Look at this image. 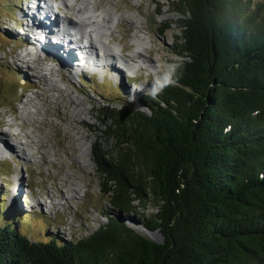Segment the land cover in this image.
I'll use <instances>...</instances> for the list:
<instances>
[{
  "label": "trees",
  "instance_id": "trees-1",
  "mask_svg": "<svg viewBox=\"0 0 264 264\" xmlns=\"http://www.w3.org/2000/svg\"><path fill=\"white\" fill-rule=\"evenodd\" d=\"M169 8L180 15L169 77L141 98L147 111L107 106L115 144L93 146L130 225L110 212L86 237L32 241L0 214V264H264V0Z\"/></svg>",
  "mask_w": 264,
  "mask_h": 264
},
{
  "label": "rangeland",
  "instance_id": "rangeland-1",
  "mask_svg": "<svg viewBox=\"0 0 264 264\" xmlns=\"http://www.w3.org/2000/svg\"><path fill=\"white\" fill-rule=\"evenodd\" d=\"M25 1L0 0V120L12 121L11 127L0 125V132L6 128L12 130L11 132H20L18 138H10L16 145V154L5 158L0 154V198L3 196L6 200L0 205L4 207L0 208V214L4 221L32 241L47 242L54 237L61 241L77 240L90 235L100 223L106 222L107 213L115 214L110 207L109 196L102 190L103 180L93 159L95 143H100L105 148H111L115 144L114 139H106L102 134L106 129V119L101 113L107 111V106L119 108L125 104L147 111L141 100L142 94L159 93L157 82L169 77L174 62L178 59L176 49L179 43L177 35L180 34V15L170 10L172 0H112L123 14L136 17L149 34L145 35L143 41L152 52L146 48L144 57H150L154 68L147 67V63L138 62L140 83L137 84L131 83L125 72H119L121 81L115 82L116 85L108 78L90 75L85 76L86 84L82 85L77 76L73 78L70 73H65L56 61L50 62L46 57H36L34 69L37 67L38 71V67L54 66L57 70L54 81L81 100L82 105L77 109H86L84 120H75L79 116H72L68 112L67 101L61 93L47 89L46 82L34 76L35 70L20 61L19 54H24L29 39L27 35L24 37L27 40L22 39L18 22ZM73 3L75 0H57V5L65 7L66 16H60L61 20L67 19V15L74 16L68 10ZM88 14L99 15L101 10L90 11ZM171 24L173 28L165 29ZM87 30L90 31L91 28L88 27ZM90 36L95 43H99L94 33ZM137 37L138 35L133 38L138 40ZM88 38L85 35L84 40L87 42ZM120 38L118 35V39ZM133 38L128 41L133 43ZM118 43L119 41L112 44L116 52L120 49ZM32 57L33 54L26 58L31 60ZM108 74L113 76V73ZM54 96L59 98L55 99ZM35 97L41 103L44 118L41 117L35 122L25 121L21 117L23 107H31L25 101L36 100ZM31 130L36 135L32 139L25 137L24 133ZM75 131L80 133H72ZM77 138L80 139L81 147L72 152L71 148H77ZM20 142L28 146H21ZM22 149L30 162L20 158ZM73 158L80 159V162ZM19 181L24 184L22 196L10 197ZM71 188L79 189V194L69 199ZM62 192L66 194L65 199ZM115 215L121 220L125 219L127 224L130 223L124 215ZM139 229L151 239L161 241L157 231H148L142 227Z\"/></svg>",
  "mask_w": 264,
  "mask_h": 264
},
{
  "label": "bare ground",
  "instance_id": "bare-ground-1",
  "mask_svg": "<svg viewBox=\"0 0 264 264\" xmlns=\"http://www.w3.org/2000/svg\"><path fill=\"white\" fill-rule=\"evenodd\" d=\"M52 2L57 3V0ZM53 3H49V5H53ZM62 5L64 4L62 3ZM111 6H114V8H111ZM68 10L70 12H73L74 16L67 15V19H65V22L69 27L77 32V37L70 40L67 39L65 33H62L60 29H58L55 21H52L51 19L49 20V18H47L46 14L48 12H37V15L36 12L33 11H24L23 13H21L20 17L23 21L21 29L22 39H26L24 38L25 35H27L29 39H26L28 41V46L26 48L27 51L25 50L26 53H20L19 57L20 61L25 63L27 67H29L30 69H34V64L37 61L36 57L38 59L40 58L38 56L46 57V59H49L50 62L52 60L56 61L63 70H68L71 74V77H73L74 69L72 68L76 66L75 52L76 49L79 48L87 52L92 51V53H95L97 55H104L103 61L94 63L93 71L95 72L91 74H94L97 77L103 79L108 78L113 82V84H115V82L118 83V80L121 81L120 75L118 76L119 72H125V74H127V78L128 74L130 73L135 74L136 78H138L140 74V65L138 64V62L147 63V67L149 66L154 68L153 62L150 61V57H144L146 48L150 53L152 52L147 47V44L143 41L145 35H147L148 32L143 29L141 22L136 20V17L123 14L120 10V7L116 6V4L112 2V0H75V3H73ZM98 10H101V14L99 15L88 14L90 11L96 12ZM118 13H120V15ZM38 14L40 16L45 15V21L37 22L31 26L27 25L33 17H38ZM60 16H58L57 18L59 19V21H62L60 19ZM65 16L61 17L64 18ZM88 27L91 28V32L87 30ZM92 33H94V37L99 40V43H95L94 39L90 36ZM54 34H59L62 39L54 37ZM85 35L89 36L87 42L86 40H84ZM118 35L119 38L121 35L120 39H118ZM137 35L138 40H135V38L133 37ZM130 38L131 40L133 38V43H131V41H128L130 40ZM118 41L120 43V49L116 52L112 44ZM31 54H33V59L31 58V60H28L26 57L31 56ZM126 58H128L129 60ZM134 65H137L139 70L134 69ZM38 69V71L37 67L36 69H34V76L46 82V85H48L47 89L56 90L57 92L61 93V96L67 101L68 107L66 108L68 109V112H70L72 116H79V119L75 120H84L83 115L85 114L86 109H77L79 105H82L81 100H79L78 97L72 95L71 93H68L69 91L67 89H63L57 84V81H54V75L57 72L55 67L46 66L38 67ZM138 72L139 74L137 75ZM108 73H113L114 77ZM82 75L83 73H79L78 78L82 79ZM65 94H67V96H65ZM54 98L58 99L59 97L54 96ZM36 100L27 99L25 101L26 105L31 106L30 108L23 107L24 110L22 111L21 117L25 121L27 120L28 122H35L39 121L41 117L44 118V114L41 113V103L39 102L38 98ZM51 102L54 103V100L51 99ZM0 125H7L11 127L12 121L0 120ZM11 131L12 130L6 128L0 132V151L4 150L7 154L14 155L17 151L16 145L15 143L11 142L10 138H18L20 132ZM72 133L79 134L80 132L75 131ZM24 135L25 137L32 139V136H35L36 133H34V130H31L29 132H25ZM79 140V138H77L76 140L77 148L76 146L71 148L72 152L80 149L81 145ZM74 143L75 142H73V144ZM20 144L21 146L24 145L23 142H20ZM72 155L74 156V154ZM19 156L20 158H24L30 162V158L26 155V152L23 149L22 153ZM74 160L80 162V159L78 160L77 158H75ZM22 185L24 184L20 181L17 187L15 184L13 192H11V194L9 193L10 197H21L22 192H24V187H22ZM70 193L71 194L68 195L69 199L79 194V189L71 188ZM63 198H66L65 193H63Z\"/></svg>",
  "mask_w": 264,
  "mask_h": 264
},
{
  "label": "water",
  "instance_id": "water-1",
  "mask_svg": "<svg viewBox=\"0 0 264 264\" xmlns=\"http://www.w3.org/2000/svg\"><path fill=\"white\" fill-rule=\"evenodd\" d=\"M67 80H69L68 78H66Z\"/></svg>",
  "mask_w": 264,
  "mask_h": 264
}]
</instances>
